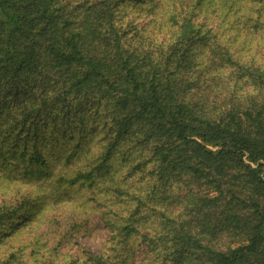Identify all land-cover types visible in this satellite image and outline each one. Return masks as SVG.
Here are the masks:
<instances>
[{
  "label": "trees",
  "instance_id": "obj_1",
  "mask_svg": "<svg viewBox=\"0 0 264 264\" xmlns=\"http://www.w3.org/2000/svg\"><path fill=\"white\" fill-rule=\"evenodd\" d=\"M243 3L0 0V172L55 202L84 192L107 229L76 255L55 236V264H264V63L220 34H264V0ZM138 5L145 23L128 17ZM30 198L0 201V264L24 246L10 232L44 219Z\"/></svg>",
  "mask_w": 264,
  "mask_h": 264
},
{
  "label": "rangeland",
  "instance_id": "obj_2",
  "mask_svg": "<svg viewBox=\"0 0 264 264\" xmlns=\"http://www.w3.org/2000/svg\"><path fill=\"white\" fill-rule=\"evenodd\" d=\"M243 1L244 6H247V4H245L247 0ZM202 6L203 8L201 11L203 13L201 11L198 12V17L200 19L207 18L209 24H216L223 20L215 8H210V6H208L209 8L205 9L204 4H202ZM145 7L146 6L138 5L135 9L127 11L130 14L128 17L132 18V21L145 23L146 19H149L146 15ZM234 19L232 15L228 19H225L224 22H233ZM228 27V24L223 25V31H220L221 40L224 42L228 41L231 48L241 56H238L239 58L245 60L254 58L258 62L264 63V34L260 35L259 38L256 34L248 32L239 26H234L232 28ZM66 148L68 147L65 145V150ZM70 165L71 163L68 165V168ZM50 189L47 183L42 184L39 179H25L19 176L10 178L0 172V201H6V205L9 206L14 198L18 200L21 195H29L31 197L32 207L28 212H31V214L43 212L42 214L44 216V219L34 227V231H26L27 228L24 227L25 224L17 231L14 228V230L10 232V237L7 238L9 239L7 242L9 243L7 246L9 249L10 247L17 248L19 245H24L23 248L17 252V257L12 261V264H23L24 262H26V264H51L52 261H54V264L57 263V260L54 259V255L49 252V249L51 244L55 245L54 237L59 235L68 241L59 244L58 250L60 249V255L66 253L76 255L79 245L86 250L98 252L105 244L108 237L107 229L100 221L98 211L94 209V203L90 201L87 202V197L89 195H85L82 191L74 192L69 202L63 200L55 202ZM33 204H36V210ZM33 217H36V215ZM59 221L62 222L60 226L56 225V222ZM72 222H76V227L74 226L73 229H70ZM23 228L25 229L23 230ZM46 229L54 230L55 232L53 235L49 233H45L46 235L44 236L39 235L41 232L46 231ZM65 233L66 235H63ZM37 236L41 242L40 246H44L43 244H45V246L43 249H38V254L34 257L30 254L32 245L27 244V242ZM55 238L57 239L58 237ZM142 249L143 246L140 245L134 247L132 252L135 262L144 257L143 252H141ZM145 264H151V262H146Z\"/></svg>",
  "mask_w": 264,
  "mask_h": 264
}]
</instances>
